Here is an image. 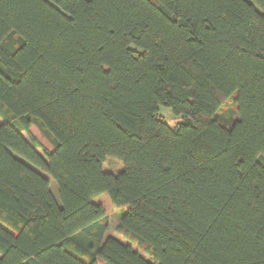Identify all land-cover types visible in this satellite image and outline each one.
Returning <instances> with one entry per match:
<instances>
[{
	"label": "trees",
	"instance_id": "16d2710c",
	"mask_svg": "<svg viewBox=\"0 0 264 264\" xmlns=\"http://www.w3.org/2000/svg\"><path fill=\"white\" fill-rule=\"evenodd\" d=\"M0 118V264H264V0H0Z\"/></svg>",
	"mask_w": 264,
	"mask_h": 264
},
{
	"label": "rangeland",
	"instance_id": "374dc122",
	"mask_svg": "<svg viewBox=\"0 0 264 264\" xmlns=\"http://www.w3.org/2000/svg\"><path fill=\"white\" fill-rule=\"evenodd\" d=\"M233 104L234 103L231 99H227L225 102H223V105L219 111V116L223 120L230 122L232 119H234L235 110H234ZM158 113L164 119V121L171 127H174L178 123V121L180 120L179 118H181V116L174 115L172 110L169 107H166L163 105L159 106ZM1 122H2V120L0 118V123ZM30 130H31V133L34 135V137L36 138V140L39 143H41L44 147L48 148L49 150H52L51 143L49 142V140L46 137H44L40 133V131L38 130V128L36 127L35 124H31ZM21 134L26 139H28V136L26 135L25 132L22 131ZM37 150L39 152H41L40 148H37ZM121 168H122V164L118 160H116L112 157H107L103 163V170L111 172L113 174L120 171ZM50 181L52 183L51 188L54 190L55 189L54 181L52 179H50ZM95 201L103 207V209L106 213V216H107V222H108L110 230L114 226H116V224L119 222L121 216L127 211V206L117 207V206L113 205L110 202V200L106 194L99 195L98 197L95 198ZM140 252L143 253L142 250H140ZM100 264H103V263L100 261Z\"/></svg>",
	"mask_w": 264,
	"mask_h": 264
},
{
	"label": "crops",
	"instance_id": "0c3cea01",
	"mask_svg": "<svg viewBox=\"0 0 264 264\" xmlns=\"http://www.w3.org/2000/svg\"><path fill=\"white\" fill-rule=\"evenodd\" d=\"M51 191H52V193H54L55 192V189L53 190L52 188H51ZM94 201H95V199H94ZM96 202V201H95Z\"/></svg>",
	"mask_w": 264,
	"mask_h": 264
}]
</instances>
